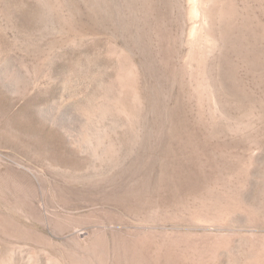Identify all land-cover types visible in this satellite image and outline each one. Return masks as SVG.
Returning <instances> with one entry per match:
<instances>
[{"label": "rangeland", "instance_id": "obj_1", "mask_svg": "<svg viewBox=\"0 0 264 264\" xmlns=\"http://www.w3.org/2000/svg\"><path fill=\"white\" fill-rule=\"evenodd\" d=\"M0 264H264V0H0Z\"/></svg>", "mask_w": 264, "mask_h": 264}]
</instances>
